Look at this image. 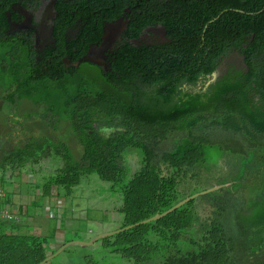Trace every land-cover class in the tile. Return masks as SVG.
I'll return each instance as SVG.
<instances>
[{
    "label": "trees",
    "instance_id": "trees-1",
    "mask_svg": "<svg viewBox=\"0 0 264 264\" xmlns=\"http://www.w3.org/2000/svg\"><path fill=\"white\" fill-rule=\"evenodd\" d=\"M238 7L246 9L242 3ZM132 15L138 16L137 10ZM5 22L2 8L0 93L13 90L9 99L17 102L36 92V103L46 107L41 117L53 133L64 127L68 136L58 140L55 133L44 153L26 142L0 145V189L15 172L38 165L42 172L48 157L62 163L56 175L42 188L33 172L38 179L28 183L45 196L55 185L71 198L91 175L122 188L121 228L133 227L99 242L129 264H264V58L249 61V74L214 86L209 98L191 99L179 96L178 86L158 91L155 80L146 77L148 69L127 74L126 65L119 64L115 71H124L123 79L101 80L89 68L76 74L62 62L37 61L29 56L31 39H13L3 29ZM255 26L263 29L264 23ZM137 50H129L135 69L141 58ZM73 142L80 145L79 155ZM212 154L222 162L212 164ZM131 161L139 163L133 174ZM224 163L229 173L216 177L226 172L220 170ZM205 178L222 186L137 225L206 190L200 188ZM7 194L0 196V208H11L14 198ZM15 222L0 218V264H41L58 251H50L52 237L22 234ZM85 261L97 264L91 257Z\"/></svg>",
    "mask_w": 264,
    "mask_h": 264
},
{
    "label": "flooded vegetation",
    "instance_id": "flooded-vegetation-1",
    "mask_svg": "<svg viewBox=\"0 0 264 264\" xmlns=\"http://www.w3.org/2000/svg\"><path fill=\"white\" fill-rule=\"evenodd\" d=\"M240 1L246 9L238 7ZM233 4L237 6L232 0H0V9L5 10L3 29L13 39H31L29 56L37 61L62 62L76 74L96 69L101 80L148 69L146 77L155 80L158 91L169 93L178 86L179 96L192 99L209 98L214 86L249 74V61L264 58V26L255 29L264 23V0ZM134 48L142 64L138 59L136 69L130 63ZM119 64L126 65L127 74L116 73ZM254 97L262 104L260 94Z\"/></svg>",
    "mask_w": 264,
    "mask_h": 264
},
{
    "label": "rangeland",
    "instance_id": "rangeland-1",
    "mask_svg": "<svg viewBox=\"0 0 264 264\" xmlns=\"http://www.w3.org/2000/svg\"><path fill=\"white\" fill-rule=\"evenodd\" d=\"M12 91L0 93V145L8 142L10 147L26 142L31 143L32 148L44 153L47 143L54 140L53 135L56 133H53L48 123H41V118H43L41 112L43 108L46 109L45 104L36 103L40 96L36 92L32 94L33 97L25 96L18 98L17 102L11 101L9 95ZM64 131V127H61L59 133H56L58 140L67 139L68 134ZM73 146L76 147L79 155L81 153L80 145L73 142ZM0 152L3 153L2 150ZM127 157L129 160L134 159L131 154ZM210 158L212 164L216 165L220 164L222 160L218 154H212ZM43 161L46 162L41 163L42 172H39V184L42 183V188L44 183L56 175L57 168L62 166L60 161L49 162L48 157H44ZM130 163L133 164L129 165L131 174H133L139 163L133 161ZM222 167L226 172L223 174L220 169L221 171L216 174V177L229 172L230 167L226 166V163ZM227 167L228 170H225ZM26 170L28 168L22 171ZM30 175H32L31 180L36 178L34 173ZM19 181L23 189V192L17 196L20 200L19 203L32 208L34 204L29 202L28 190L32 192L33 196L38 195L37 203L41 204L39 199L45 196L42 189L34 188L35 184L29 186L28 183L31 182ZM202 183L200 188L205 189L216 185L213 178H205ZM121 189L119 185L106 182L97 175L85 177L81 184L75 188L71 198L65 196L62 187L52 186L51 195L47 198L49 207L44 208L43 215H50V218L55 221L57 229L63 231L62 238L66 243L63 246L64 250L51 261V264H86L85 257L93 258L97 264H129L127 259L112 254L109 250H104L99 242L102 238L95 241L101 235L122 229L123 216L118 212L122 201ZM12 198H14L13 195ZM46 234L45 236L55 238L50 228L47 229ZM36 235L41 236L43 232L37 230Z\"/></svg>",
    "mask_w": 264,
    "mask_h": 264
},
{
    "label": "crops",
    "instance_id": "crops-1",
    "mask_svg": "<svg viewBox=\"0 0 264 264\" xmlns=\"http://www.w3.org/2000/svg\"><path fill=\"white\" fill-rule=\"evenodd\" d=\"M40 165H38L36 168L31 169L28 168V170L20 173V172H15L14 179L11 181H8V183H5L3 185L4 188H6V192L10 194L11 196H14V201L11 203V207H14L13 209L19 208L20 210V216L17 219V222L14 223V226L17 228L16 230L19 231L22 234H36L37 230L43 232V236L47 235L46 231L48 228L52 229L53 235L55 238L52 239L50 243V251H57L65 245L66 241L64 238H62V232L61 230L57 229V225L55 221L50 218V215H43L44 213V208L49 207V203L47 198L49 196H44L42 199L40 198L41 204H38L37 201V196H33V194L29 195V202L33 203L34 205L32 208L30 206H23L19 203V199L17 198L18 195L22 193V187L20 184V181H25V182H32L36 181L38 178L37 176L39 174ZM37 172L38 174L34 180H31V173ZM10 189H8V188ZM7 194V195H8ZM36 205V206H35ZM35 206V207H34ZM44 206V207H43ZM46 209V208H45ZM52 224V226H51ZM11 231V230H10ZM54 242V243H53ZM53 243V244H52Z\"/></svg>",
    "mask_w": 264,
    "mask_h": 264
},
{
    "label": "water",
    "instance_id": "water-1",
    "mask_svg": "<svg viewBox=\"0 0 264 264\" xmlns=\"http://www.w3.org/2000/svg\"><path fill=\"white\" fill-rule=\"evenodd\" d=\"M221 186H222V185H215V186H213V187H211V188H208V189H206V190H204V191H201V192L196 193V194H194V195H192V196H190V197H187L186 199L180 201L178 204H176L174 207H172V208L169 209L168 211H166V212H164V213H162V214H160V215L154 216V217H152V218H150V219H148V220H145V221H143V222H141V223H138L137 225L142 224V223H146V222H150V221H153V220H157V219H159V218H162V217L165 216L166 214H169L170 212H172V211H174L175 209L179 208L180 206L186 204L187 202H189L190 200L196 198L197 196H199V195H201V194H207V193H209V192L216 191V190L219 189ZM131 227H133V225H132V226L125 227V228H122V229H119V230H116V231H112V232H110V233H106V234H104V235H101V236L97 237V238L95 239V241H97V240L100 239V238L106 237V236H112V235H114V234H116V233H118V232L124 231V230H126V229L131 228ZM64 248H65V247L59 249L54 255L49 256V257H48L43 263H41V264H45V263H47L48 261L54 259V258H55V257H56V256L62 251V250H64Z\"/></svg>",
    "mask_w": 264,
    "mask_h": 264
},
{
    "label": "built area",
    "instance_id": "built-area-1",
    "mask_svg": "<svg viewBox=\"0 0 264 264\" xmlns=\"http://www.w3.org/2000/svg\"><path fill=\"white\" fill-rule=\"evenodd\" d=\"M6 195V191L5 188L0 189V196L1 197H5ZM14 207H4V208H0V218L2 219H9V220H14V219H18L20 216V210L18 209H13Z\"/></svg>",
    "mask_w": 264,
    "mask_h": 264
}]
</instances>
